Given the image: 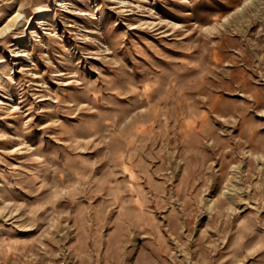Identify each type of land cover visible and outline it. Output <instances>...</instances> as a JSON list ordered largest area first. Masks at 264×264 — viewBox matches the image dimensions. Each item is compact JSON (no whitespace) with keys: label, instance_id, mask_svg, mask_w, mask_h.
<instances>
[{"label":"rangeland","instance_id":"rangeland-1","mask_svg":"<svg viewBox=\"0 0 264 264\" xmlns=\"http://www.w3.org/2000/svg\"><path fill=\"white\" fill-rule=\"evenodd\" d=\"M0 264H264V0H0Z\"/></svg>","mask_w":264,"mask_h":264},{"label":"bare ground","instance_id":"bare-ground-1","mask_svg":"<svg viewBox=\"0 0 264 264\" xmlns=\"http://www.w3.org/2000/svg\"><path fill=\"white\" fill-rule=\"evenodd\" d=\"M19 54H20V55H24L25 53H24V52H21V53H18V55H19Z\"/></svg>","mask_w":264,"mask_h":264}]
</instances>
